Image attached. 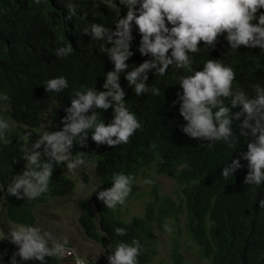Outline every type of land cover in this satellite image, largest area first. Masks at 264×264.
<instances>
[{"label":"trees","instance_id":"16d2710c","mask_svg":"<svg viewBox=\"0 0 264 264\" xmlns=\"http://www.w3.org/2000/svg\"><path fill=\"white\" fill-rule=\"evenodd\" d=\"M77 2L80 4L78 15L68 20L67 9L61 0H47L41 5L35 4L34 0H0V91L10 97L0 106V116L10 121L8 137L12 140L7 146L0 144V184L5 185V191L0 192V229H4L7 222L38 225L35 214L38 207L65 198L76 190L77 184L67 175L66 168L57 164L50 190L41 198L26 202L6 196V185L12 175L24 170L20 144L34 141L42 131L60 130L72 91L82 87L103 90L104 73L113 68L107 55L99 52L98 44L79 29L91 22L115 28V14L104 5L90 10L89 0ZM116 2L122 8L121 15H126L124 6L119 5V0ZM84 12L88 13L87 17ZM133 34L135 54L128 61L130 69L147 59L136 51L140 37L135 31ZM63 45H72L74 51L67 58H57L54 50ZM229 51L227 42L221 37L211 51H202L195 56L193 67L200 70L203 60L222 59L236 71L234 84L251 94L253 84H264V69L256 68L257 63L264 65V54H260L258 47H242L235 55H227ZM181 74L182 70L174 72L170 69L166 76L156 77L150 72L148 83L160 88L158 97L150 94L135 96L122 75L120 83L126 89L127 106L137 114L142 130H138L128 144L116 148L97 147L91 140V133L86 146L74 142L72 148L73 158L81 156L94 166L100 184L94 191L110 188L112 175L124 172L134 177L127 202L134 195L133 187L139 176L152 169L156 174L177 182L181 202L162 197L158 194L159 188L155 187L156 195L147 204L144 215L128 220L122 214L123 205L109 210L93 193L97 215L87 201L81 200L80 225L86 237L105 250L106 255L110 244L114 246L118 240L130 242L132 238H138L143 245L140 264H156L158 233H167L163 229L165 218L171 225L185 216L186 236L209 264H264V209L259 207V201L264 199V187L244 183L248 173L244 160H241L244 167L233 177L225 179L221 175L227 162L231 163V159L239 157L242 150H247V139L240 137V142L232 147L218 142L209 148L206 141L184 134L181 128L186 122L179 114V105L173 106L180 90L179 84H173ZM58 76L68 79L69 88L60 94L47 93L42 83ZM238 110L233 109L234 112ZM100 119L109 123L112 110L101 112ZM234 130L238 133V127ZM29 132L32 135L26 141L24 137ZM116 227L127 229V236L116 237L113 232ZM174 241L171 264H189L181 251V243ZM16 250L7 240L0 241V264H10ZM46 259L48 264H63L73 258L65 257L59 262L54 258ZM27 264L39 262L29 261Z\"/></svg>","mask_w":264,"mask_h":264},{"label":"clouds","instance_id":"9594fccd","mask_svg":"<svg viewBox=\"0 0 264 264\" xmlns=\"http://www.w3.org/2000/svg\"><path fill=\"white\" fill-rule=\"evenodd\" d=\"M34 2L41 5L47 0ZM61 2L67 9L68 20L78 15L80 4L77 0ZM89 3L90 10L104 5L115 14V28L91 22L79 29L98 44L99 52L107 55L113 68L104 73L103 90L82 87L72 91L60 130L42 131L34 141L20 144L24 170L12 175L6 185V196L32 202L48 193L57 164H63L69 173L84 165L83 157L71 158L72 148L74 142L86 146L89 133L97 147L116 148L128 144L143 125L127 106L121 76L135 96L150 94L158 97L161 90L155 84L149 85V73L164 77L170 69L183 71L173 84L180 86L173 106L179 105V114L186 122L181 131L188 137L206 141L209 148L218 142L232 147L240 142V137L246 138L247 150H242L239 157L231 159V163L227 162L221 175L225 179L233 177L244 167L241 163L244 160L248 169L244 183L264 187V84H253L251 94L236 86V71L222 59H205L200 70L193 67L195 56L202 51H211L221 37L230 48L227 55L237 54L242 47H258L260 54H264V0H119V5L127 10L126 15H121L122 8L116 0H89ZM87 15L84 12V16ZM134 31L140 37L136 51L147 59L130 69L128 61L135 54ZM73 51L72 45H63L54 53L57 58H67ZM256 68L264 69V65L257 63ZM42 85L53 95L69 88L65 76L49 78ZM9 100V95L0 91V106ZM109 109L112 110V119L106 123L105 119H100V113ZM233 109L239 110L234 112ZM236 127L238 133L234 130ZM10 129V121L0 116V144L12 143L8 137ZM31 135V132L26 133L24 140ZM133 180L134 177L124 172L114 173L110 188L93 193L107 209L116 210L130 196ZM144 183L151 181L145 180ZM4 191L5 185L0 184V192ZM259 207L264 209V199L259 201ZM163 229L172 231L167 218ZM113 232L116 237L128 234L123 227H116ZM4 240L17 249L10 264H27L29 261L48 264L46 258L59 262L65 257H72L73 264H91L88 255L82 256L69 247L66 236H58L40 225L9 222L6 230L0 229V241ZM107 248L108 264H140L143 245L138 238L134 237L130 242L121 239Z\"/></svg>","mask_w":264,"mask_h":264},{"label":"rangeland","instance_id":"374dc122","mask_svg":"<svg viewBox=\"0 0 264 264\" xmlns=\"http://www.w3.org/2000/svg\"><path fill=\"white\" fill-rule=\"evenodd\" d=\"M72 159H75L71 156ZM66 173L77 184L76 190L69 196L53 200L47 205H42L35 210L38 225L45 229L52 230L58 236H66L69 239V246L74 248L82 256L88 255L91 264H108L107 255L97 244L90 241L80 225V201L85 200L89 203L95 215L96 210L92 200V193L100 184L95 174L94 166L85 162L83 166L75 170L74 173ZM150 180L151 183H144ZM155 187H158V194L162 197H170L181 202L182 194L177 182L167 176H160L152 169L145 170L134 184V195L132 199L125 202L121 207L123 216L130 220L135 216H143L147 204L154 199ZM186 217L181 216V220L170 227L171 232L159 235L158 256L156 264H171V253L178 240L181 245L187 262L189 264H209L208 260L200 257L198 247L186 236L185 233ZM9 226V222L4 225V230ZM103 252V253H102ZM73 260V259H72ZM71 259L64 261L63 264H73Z\"/></svg>","mask_w":264,"mask_h":264}]
</instances>
